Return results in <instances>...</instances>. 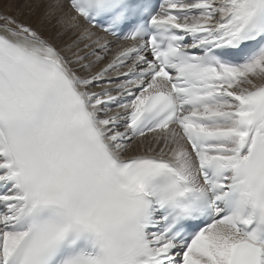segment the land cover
I'll return each mask as SVG.
<instances>
[{"label":"snow or ice","instance_id":"6c2138e0","mask_svg":"<svg viewBox=\"0 0 264 264\" xmlns=\"http://www.w3.org/2000/svg\"><path fill=\"white\" fill-rule=\"evenodd\" d=\"M41 5L0 11V264H264V0Z\"/></svg>","mask_w":264,"mask_h":264},{"label":"rangeland","instance_id":"374dc122","mask_svg":"<svg viewBox=\"0 0 264 264\" xmlns=\"http://www.w3.org/2000/svg\"><path fill=\"white\" fill-rule=\"evenodd\" d=\"M8 2L11 4V7H8L7 4L0 3V11L7 9V14L25 20L34 27H42L45 29H51L53 27L54 21L49 23L46 19H43L44 7L43 5L37 7L39 0H8Z\"/></svg>","mask_w":264,"mask_h":264},{"label":"bare ground","instance_id":"6f19581e","mask_svg":"<svg viewBox=\"0 0 264 264\" xmlns=\"http://www.w3.org/2000/svg\"><path fill=\"white\" fill-rule=\"evenodd\" d=\"M49 2H50V0H49ZM108 38V37H107ZM112 57L111 56H109V59H111Z\"/></svg>","mask_w":264,"mask_h":264}]
</instances>
